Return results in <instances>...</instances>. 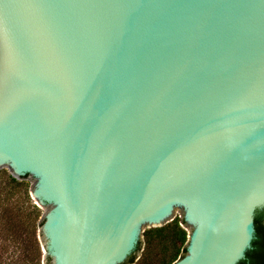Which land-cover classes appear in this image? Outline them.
<instances>
[{
	"label": "water",
	"instance_id": "water-1",
	"mask_svg": "<svg viewBox=\"0 0 264 264\" xmlns=\"http://www.w3.org/2000/svg\"><path fill=\"white\" fill-rule=\"evenodd\" d=\"M0 169L32 182L44 264H123L177 216L173 264H238L264 208V0H0Z\"/></svg>",
	"mask_w": 264,
	"mask_h": 264
},
{
	"label": "trees",
	"instance_id": "trees-1",
	"mask_svg": "<svg viewBox=\"0 0 264 264\" xmlns=\"http://www.w3.org/2000/svg\"><path fill=\"white\" fill-rule=\"evenodd\" d=\"M42 215V209L31 197L28 175L18 179L8 169H0V254L3 255L7 250L6 241L17 240L16 243L24 248L25 264H40L43 249L36 232L31 235L29 227L34 219L41 226ZM184 224L185 221L177 216L162 227L147 229L144 232V252L138 261L141 264H152L155 261L156 264H173L183 258L187 253L188 242V231ZM18 226H23L26 231L17 232ZM255 228L252 247L238 264H264V208L256 214ZM142 244L143 241L140 240L136 251L125 263L135 264L136 254L142 249ZM51 261L48 257V263Z\"/></svg>",
	"mask_w": 264,
	"mask_h": 264
},
{
	"label": "rangeland",
	"instance_id": "rangeland-1",
	"mask_svg": "<svg viewBox=\"0 0 264 264\" xmlns=\"http://www.w3.org/2000/svg\"><path fill=\"white\" fill-rule=\"evenodd\" d=\"M30 183L32 184V182H30ZM15 196L17 197V195H15ZM31 197H32V195H31ZM33 201H34V203H36L38 205L36 200L33 199ZM176 213L178 215L183 214V212L181 210L176 211ZM38 222H39L38 220L36 221V219H34L32 222V225L29 227V231L31 232V235H32V233L36 232V234H37L36 237L40 241L41 247L43 249L44 236H43V232H42V227L38 226ZM189 230H190V228H189ZM16 231L17 232L26 231V229H23V226H18ZM5 235H6V233H5ZM141 240L143 241L142 249L136 254L135 264L136 263L141 264L138 260L142 256V254L144 252V248H145L144 234L141 236ZM31 241H32V237H31ZM0 242H2V241H0ZM16 242H17V240H14V242L13 241H11V242L6 241L7 250L3 255L0 254V264H25L26 263L25 258H24L25 257L24 248L22 247V245H18V243H16ZM155 252H157V250H155ZM44 262H45V252L43 249V257H41L40 264H44ZM152 264H156V261Z\"/></svg>",
	"mask_w": 264,
	"mask_h": 264
}]
</instances>
